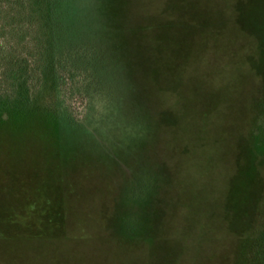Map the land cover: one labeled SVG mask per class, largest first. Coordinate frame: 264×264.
<instances>
[{"label":"rangeland","instance_id":"374dc122","mask_svg":"<svg viewBox=\"0 0 264 264\" xmlns=\"http://www.w3.org/2000/svg\"><path fill=\"white\" fill-rule=\"evenodd\" d=\"M55 16L33 104L0 116V264H263L264 0Z\"/></svg>","mask_w":264,"mask_h":264},{"label":"trees","instance_id":"16d2710c","mask_svg":"<svg viewBox=\"0 0 264 264\" xmlns=\"http://www.w3.org/2000/svg\"><path fill=\"white\" fill-rule=\"evenodd\" d=\"M58 1L0 0V116L33 104L35 84L45 75V52L54 48ZM51 69L65 68L60 62ZM260 258L264 264V252Z\"/></svg>","mask_w":264,"mask_h":264}]
</instances>
